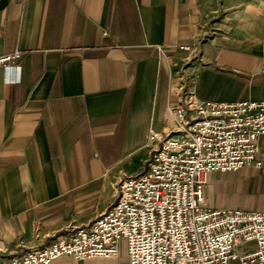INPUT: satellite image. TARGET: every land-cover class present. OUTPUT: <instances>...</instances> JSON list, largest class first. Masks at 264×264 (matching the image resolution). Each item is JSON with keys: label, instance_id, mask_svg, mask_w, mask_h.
Returning <instances> with one entry per match:
<instances>
[{"label": "crops", "instance_id": "0c3cea01", "mask_svg": "<svg viewBox=\"0 0 264 264\" xmlns=\"http://www.w3.org/2000/svg\"><path fill=\"white\" fill-rule=\"evenodd\" d=\"M16 50L0 67V264L107 212L188 91L264 101V0H0V56ZM258 146L261 168L211 177L209 208L264 212ZM52 264L130 263L121 242L116 258Z\"/></svg>", "mask_w": 264, "mask_h": 264}, {"label": "built area", "instance_id": "2783aa9c", "mask_svg": "<svg viewBox=\"0 0 264 264\" xmlns=\"http://www.w3.org/2000/svg\"><path fill=\"white\" fill-rule=\"evenodd\" d=\"M22 57L1 55L0 67L17 68ZM168 111L170 129L150 133L145 170L119 180L112 207L16 264L116 258L123 240L130 264H264V212L209 208L205 194L216 173L263 166L264 101L216 103L188 91ZM247 244L255 248L242 250Z\"/></svg>", "mask_w": 264, "mask_h": 264}, {"label": "rangeland", "instance_id": "374dc122", "mask_svg": "<svg viewBox=\"0 0 264 264\" xmlns=\"http://www.w3.org/2000/svg\"><path fill=\"white\" fill-rule=\"evenodd\" d=\"M258 193V192H257ZM253 193H251V195H252ZM252 197H257V196H252ZM234 200H235V198H234ZM233 200V198H231L229 201H227V197L225 198V206L227 207V210H232V211H236V210H238V209H240V210H243V211H245V212H248V210L249 209H246V208H240L239 207V205L238 204H236V203H238V202H236V203H231L230 201H232V202H235ZM227 203H228V205H227ZM220 206L221 205H219V206H217V207H215V208H213V209H216V210H219L220 209ZM212 208V207H211ZM125 241L123 240L122 241V243H124ZM255 248V245L254 244H247V245H244V246H242V250H248V251H250V250H252V249H254Z\"/></svg>", "mask_w": 264, "mask_h": 264}]
</instances>
